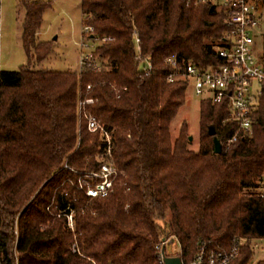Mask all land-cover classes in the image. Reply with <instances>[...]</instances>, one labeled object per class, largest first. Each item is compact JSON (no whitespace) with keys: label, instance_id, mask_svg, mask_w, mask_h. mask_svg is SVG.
I'll use <instances>...</instances> for the list:
<instances>
[{"label":"trees","instance_id":"trees-1","mask_svg":"<svg viewBox=\"0 0 264 264\" xmlns=\"http://www.w3.org/2000/svg\"><path fill=\"white\" fill-rule=\"evenodd\" d=\"M249 1L261 19L264 0ZM20 5L27 63L0 74V264H159L156 245L168 238L183 264L202 244L226 250L242 238L235 264H250L253 241L264 239V101L252 135L239 133L229 146L238 124L226 101H200L197 152L186 123L174 142L170 131L188 83L168 78L187 64L222 63L216 49L229 42L227 9L197 0H81L82 27L93 28L87 36L98 45L77 73L39 69L52 53L38 39L49 4ZM259 60L264 66V37ZM81 99L93 100L86 110L109 144L80 119ZM104 164L116 169L113 190L91 198V174Z\"/></svg>","mask_w":264,"mask_h":264},{"label":"built area","instance_id":"built-area-1","mask_svg":"<svg viewBox=\"0 0 264 264\" xmlns=\"http://www.w3.org/2000/svg\"><path fill=\"white\" fill-rule=\"evenodd\" d=\"M197 2L222 6L227 9L228 17L225 23L229 29V42L226 46L216 49L222 63L204 70L196 65L187 64L182 74L179 76L170 75L168 81L174 83L180 78L188 83V88H191L200 100L210 99L214 104H221L224 101L228 103L232 114L231 119L238 124L237 133L226 143L229 146L237 140L239 133L252 135L254 113L264 101V66L255 55V31L259 26L260 19L254 5L249 0H197ZM83 30L86 35H92L94 31L91 27H85ZM138 42L139 40L136 38V43ZM140 58L138 57V59ZM92 61L93 53L90 52L82 59L81 68ZM170 64L175 68L178 66L175 61H171ZM94 68L99 69L98 65H95ZM151 70V62L147 59L144 62V74L149 75ZM87 89L89 90L91 87L88 86ZM91 104H93L92 99L79 101V117L86 121L87 130L90 133L102 135L109 144L108 131L96 117L86 110V106ZM115 175L116 169L112 165H102L98 173L91 174V177L96 178L97 181L94 185L87 187V196L91 198L107 197L113 190ZM262 181L261 193L258 196L264 199V173ZM68 219L72 228V217L69 216ZM171 240L177 242L175 238H168L162 239L156 245L159 264H165V257H179L180 250L168 252ZM245 243V239L235 238L226 250L202 244L196 258L189 264H235L240 249Z\"/></svg>","mask_w":264,"mask_h":264},{"label":"rangeland","instance_id":"rangeland-1","mask_svg":"<svg viewBox=\"0 0 264 264\" xmlns=\"http://www.w3.org/2000/svg\"><path fill=\"white\" fill-rule=\"evenodd\" d=\"M0 69L17 71L26 65L27 58L22 46V18L24 12L20 0H0ZM49 4L43 15L42 27L38 33L41 42L52 45L51 55L39 69L56 72H80L82 59L93 52L98 42L90 39L82 27L81 0H42ZM255 36V55L259 58L261 40L264 37V8ZM84 33V35H83ZM200 99L191 88L186 93V102L171 125V138L174 142L184 123L187 124L188 148L197 152L200 143ZM171 240L168 252L180 250L177 242ZM254 252L250 264H258L264 259V239L253 241Z\"/></svg>","mask_w":264,"mask_h":264},{"label":"water","instance_id":"water-1","mask_svg":"<svg viewBox=\"0 0 264 264\" xmlns=\"http://www.w3.org/2000/svg\"><path fill=\"white\" fill-rule=\"evenodd\" d=\"M209 135L213 136V145H214V153L221 154L222 152V143L221 141L215 136V130L213 127L209 129ZM192 138H189L191 141ZM165 264H182V260L180 257H165L164 259Z\"/></svg>","mask_w":264,"mask_h":264}]
</instances>
